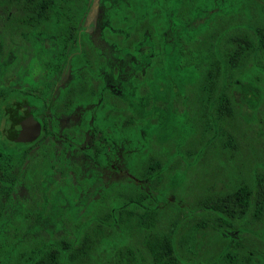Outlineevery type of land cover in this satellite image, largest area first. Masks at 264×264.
<instances>
[{
	"label": "trees",
	"instance_id": "trees-1",
	"mask_svg": "<svg viewBox=\"0 0 264 264\" xmlns=\"http://www.w3.org/2000/svg\"><path fill=\"white\" fill-rule=\"evenodd\" d=\"M209 1L126 0L109 15L101 30L103 40L146 61L143 69L135 71L131 84L135 90L132 104L142 103L141 113L147 114L138 115L126 99L93 85L89 71L93 60L85 56L86 70L74 74L69 94H63L61 102L69 101L68 97L76 101L100 99L104 114L101 126L95 122L92 128L100 141L93 144L92 156L99 160L95 152L98 143L104 148L115 134L137 132L143 120L157 113L154 110L161 103L155 95L169 80V67L190 74V81L172 92L189 128L188 137L180 142L169 138L161 142L151 136L150 143L140 150L141 159L134 170L137 179L147 181V191L134 183L110 184L69 239L44 241V245L22 253L19 264H80L106 245L110 264H213L209 260L193 262L190 257L204 228L211 229L210 220L214 221L216 236L228 242L223 233L227 229L246 234L245 225L263 219L264 148L258 152L255 147L251 152L240 141L251 129L248 124L253 123H245L233 91L241 88L242 100L256 113L253 122L264 123V0H236L228 13H214L192 35L181 33L167 51L163 47L165 29L179 33ZM86 2L0 0V8L8 11L0 27L1 37L26 27L65 25L74 11H78L77 16L85 11ZM66 43L59 55L62 60ZM230 165L231 170L222 172L232 185L213 194L204 191L199 197L198 206L206 222L186 225L183 217L169 210H178L174 202L163 197L171 176L175 174L176 182L181 183L188 174H194L192 181L197 186L216 168ZM12 184L0 174V212ZM251 235L250 245L234 241L228 247L225 243L218 253L220 264H264V251H260L264 250V232Z\"/></svg>",
	"mask_w": 264,
	"mask_h": 264
},
{
	"label": "rangeland",
	"instance_id": "rangeland-1",
	"mask_svg": "<svg viewBox=\"0 0 264 264\" xmlns=\"http://www.w3.org/2000/svg\"><path fill=\"white\" fill-rule=\"evenodd\" d=\"M146 1L150 3L154 0ZM125 2L126 0H87L85 11L75 20V25L80 36L90 45L89 54L93 63L89 71L93 84L96 87L107 88L111 95L121 96L132 104L135 90L131 84V78L136 70L145 67L146 61L137 60L117 50L105 42L101 36V30L106 25L109 15L117 11ZM235 3L236 0H210L204 4V9L199 11L195 19L179 33L165 29L163 47L167 51L178 35L181 33L186 36L192 35L214 13L226 14L231 11ZM6 12L8 11L0 8V27ZM2 43L0 34V63L6 58ZM38 44L43 50L52 47L50 41L45 38L40 39ZM78 49L77 43L73 42L70 49L71 57L67 59L62 71L52 83L51 98L58 97L71 80L72 60L76 57L74 54ZM79 69V66L75 67V71ZM168 69L169 80H165L161 93L155 95L157 101L161 103L154 110L157 113L143 120L137 132L115 134L109 138L104 148L98 146V151L95 152L99 162L92 156L93 147H88L89 127L95 122L100 126L101 117L104 114L102 104L97 97H92L87 102L73 104L69 113L57 118L50 119L47 116V132L32 145L33 147L21 155V158L25 160L35 156L44 157V170L37 177L29 178L27 180L29 182L26 181L23 170L25 163L18 171L15 170V165L20 159L18 155L12 156L6 164L0 160V174L11 181L14 180L9 197L2 205L0 212V264H19L22 253L35 246L44 245V241L69 239L74 227L86 216L101 192L110 184L134 183L139 189L148 190L147 181L137 179L134 175L135 166L141 159L140 150L150 143L151 136H156L155 138L161 142L167 138L180 142L187 139L189 133V128L182 114L179 113L180 110L175 104L172 92H178L185 82L190 81V74L176 67ZM4 75L1 69L0 84L10 85L12 77L5 80ZM242 93L241 88L233 91L245 123L253 124H248L251 129L240 141L244 142L249 151L255 152L256 147L259 152L264 148V123L253 122L256 113L252 112L248 103L242 100ZM132 105L138 115L144 117L147 114L141 113L142 103ZM79 131L80 136L76 137L80 141L75 142L72 136ZM232 168L231 165L228 168L224 166L216 168L205 183L202 182L197 186L192 181L194 174H188L181 183L176 182L175 174L171 176L168 182V193L163 197L167 201L174 202L178 210L174 207L169 210H174L183 217L182 220L186 221V225L199 220L206 222L202 216L204 211L198 206L199 197L204 191L213 194L220 189L229 188L232 182L222 171ZM159 204L162 205L163 202ZM213 222L210 220L211 231L207 227L204 228L201 242H198L193 253L190 254L193 262L209 260L213 264H220L221 258L218 253L221 252L225 243H228V247L234 241L250 245L251 232H257L258 235L260 231L264 232L263 217L260 222L245 225L248 228L246 234L232 232L230 229L224 231L223 233L230 239L227 242L216 236ZM218 223L221 224L220 221ZM260 251L264 250L260 249ZM108 252L109 247L106 245L95 250L93 258L88 262H80V264H110Z\"/></svg>",
	"mask_w": 264,
	"mask_h": 264
},
{
	"label": "flooded vegetation",
	"instance_id": "flooded-vegetation-1",
	"mask_svg": "<svg viewBox=\"0 0 264 264\" xmlns=\"http://www.w3.org/2000/svg\"><path fill=\"white\" fill-rule=\"evenodd\" d=\"M74 12L71 15L72 20L65 18L68 22L65 25L58 24L53 28L35 26L12 29V32H5L2 36L6 58L0 63V71L2 69L4 72L5 80L12 77V83L10 85L0 84V89L4 90L2 94L0 91V160L6 164L8 160L12 159V156L18 155L21 160L19 159L16 163L15 170L18 171L25 163L23 170L26 181L29 178L37 177L44 170V157L35 156L25 160L21 158V155L33 147L32 145L47 132V116L50 119L57 118L69 113L73 104L92 99L90 97L89 100L85 98L76 101L75 98L70 100L67 96L69 101L61 102V96L69 94L68 87L74 78V74L86 70L84 57H90V45L80 36L77 25H75V20L84 11L79 16H77L78 11ZM73 36L75 37L73 38ZM42 38L50 41L52 45L50 49L39 48L38 42ZM66 41V57L62 60L60 58L61 48ZM73 42L77 43L79 49L74 54L76 57L72 60V78L58 97L51 98L52 83L62 71L67 59L71 57L70 49ZM83 50L86 52L85 55ZM77 66H79L80 71H75ZM97 100L100 99L97 98ZM94 124L88 130L90 142L88 147H93V144L99 141L98 135H95L92 130ZM80 131L72 136L75 142L80 141L76 137L80 136ZM98 146H100L99 143ZM12 181L14 182V180Z\"/></svg>",
	"mask_w": 264,
	"mask_h": 264
}]
</instances>
